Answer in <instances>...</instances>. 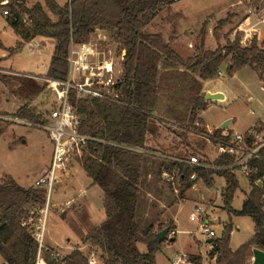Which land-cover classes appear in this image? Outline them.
<instances>
[{
  "label": "trees",
  "instance_id": "obj_1",
  "mask_svg": "<svg viewBox=\"0 0 264 264\" xmlns=\"http://www.w3.org/2000/svg\"><path fill=\"white\" fill-rule=\"evenodd\" d=\"M176 1L179 0H70L61 6L56 0H45V6L36 2L29 7L25 0H10L6 6L9 9L8 23L23 38L15 48L9 49V56L16 54L25 42L35 37L56 40L47 78L66 80L70 44L89 41L98 29L115 37L118 50L125 52L122 74L114 84L118 93L116 99L81 98L76 90L71 91L70 98L82 116L79 131L95 137L88 142L81 164L93 183L103 190L106 213V219L90 230L82 243L89 244L94 251L99 250V258L107 264H157L156 254L165 241L158 239L159 231H154L152 224L143 229L138 222L140 185L147 155L140 150L153 151L146 142L148 134H154V121L158 119L154 112L161 74L178 70L176 68L181 64L184 69L179 70L184 78H189L185 98L187 110L184 115L175 116L180 126L188 115L196 122L200 118L198 112L208 107L205 94L201 93L202 82L215 78L225 61L229 60L227 71L230 75L249 65L264 83V44L254 39L256 33L248 45L241 42L243 33H237L235 39L227 38L226 44L209 49L205 45L207 31L204 27L196 53L187 60L161 33H147L146 26ZM253 2L258 9L264 8V0ZM25 16L30 19L29 25L24 22ZM228 21V18L221 19L213 28L217 40L220 29ZM0 80L11 87L14 81L18 82L19 86L13 91L26 100L14 117L33 125L48 122L50 111L44 116L31 107L32 101L49 86L47 81L2 74ZM2 120L11 123L10 120ZM223 130L221 127L208 135L215 142ZM259 154L260 157L251 163L259 167L261 174L264 172V146ZM160 159L158 174L162 176L167 171L179 177L180 183L185 185L180 192L182 199L198 179L211 186L214 175L224 177V209L230 217L249 216L255 229L249 240L233 250L230 246L233 222L226 223L222 236L211 243L208 255L215 258L214 264H252L253 249L264 250V186L255 183L259 175L250 176L252 189L243 207L235 209L232 201L240 188V181L237 174L225 168L234 162L233 157L219 156L213 162L217 168ZM44 204L43 191L34 186L25 187L12 177L0 183V255L4 259L3 264H35L38 243L34 232ZM165 227L172 231L173 223ZM140 242L146 244V252L139 249ZM51 252L48 248L44 255L49 264H88L89 261L80 246L62 259ZM191 261L200 264L202 257L195 256Z\"/></svg>",
  "mask_w": 264,
  "mask_h": 264
},
{
  "label": "rangeland",
  "instance_id": "obj_2",
  "mask_svg": "<svg viewBox=\"0 0 264 264\" xmlns=\"http://www.w3.org/2000/svg\"><path fill=\"white\" fill-rule=\"evenodd\" d=\"M25 1L29 7L35 2H41L45 6L44 0ZM63 1L65 0H59L62 3ZM2 9L3 7L0 6V43L10 47L15 45L18 35L8 24V17L2 13ZM249 16L256 18L254 20L256 25L254 26L257 27L261 23L259 18L264 16V8L258 9L253 0H179L171 6L165 7L146 26L145 31L147 33H161L166 40L171 41V45L182 58L187 60L196 53L201 43L204 27L207 31L205 45L209 49H215L219 45L226 44L227 38L230 40L235 39L237 33H243L241 38L243 45L250 44L255 33L260 36L258 42L264 44V23L260 25V30L252 31L253 34L250 30L247 32L239 28L242 21H246ZM53 18L55 17L53 16ZM226 18L229 21L220 29L219 39L217 40L213 28L219 20ZM212 19L214 20L213 27L209 25L212 24ZM251 25L253 26V23ZM251 25L246 27L251 28ZM97 33L102 32L98 31ZM248 33H251V35L248 36ZM105 35L107 39L104 43L102 41L105 38L101 34L90 38V42L100 51H105L107 57L111 56L114 60L112 82H110V85L103 86L105 91H112V86L119 79L123 69L124 52L118 50L119 44L115 37L113 38L110 33ZM37 41L42 42L43 46L41 48L32 49L29 44H24L12 56H9L8 51L0 45V66L13 68L17 72L39 75L42 78L36 79L45 82V73L48 70L55 41L49 37H39ZM4 53L7 54V57ZM228 62L229 60L225 61L220 67L222 75L209 79L205 84L206 87L220 91L218 93L224 94L225 99L209 100L208 107L198 112L200 118L194 122L188 115L183 122V126L178 125L179 121L175 116L178 114L184 115L187 110L186 95L188 94L187 84L189 78H184L182 71L179 70L184 69V66L179 64L176 68L178 70L161 74L158 85V100L154 112L158 119L154 121L155 135L148 134L149 139L147 141L153 146L148 148H154L162 153L167 152L176 156L202 155L203 151L199 150L198 146L204 143L207 144L205 135V133H209L207 129L212 130V133H214L223 124L230 121V130L241 133L257 120H264V89L256 71L247 65L230 75L227 71ZM13 70L0 67V74L24 77L23 75L12 74ZM14 82L12 85L18 87V82ZM202 90L201 93H203ZM55 101V91L49 85L32 101L31 107L45 116L49 109H52ZM25 102L24 96L9 94V87L0 80V109L4 108L11 112L12 109L15 110ZM0 118V183L12 177L20 184L33 186L36 179L47 170L50 164L53 143L48 132L43 127L30 125L27 122L19 123L10 120L11 123H7L2 120L5 117ZM258 123L261 125L263 121ZM160 164V157L152 158L149 152L144 157L138 205V222L143 229L156 222L159 217L164 220L174 219L177 222L179 229L177 241L174 243L171 242L172 240L169 241L168 237L165 239L163 243H167V245L157 253L159 264H171L170 258L179 253L188 255L189 261L187 263L196 264L191 259L200 256V254H189V252H201V257L203 256L205 259L202 257L200 264L215 263V259H212L207 253L211 248L210 243L207 242L209 237L201 233L197 222L190 220V213L197 203L202 204L210 215L219 221V223L213 225L217 238L222 236L225 224L230 221L233 222L230 240V245L233 248L239 247L251 238L255 229L253 220L249 216L232 215L230 217L227 210L224 209V196L221 189L225 186L224 177L214 175L211 186L206 184L201 186L202 182L200 181L201 183H198L195 189L190 188L187 190L185 197L182 199L180 192L185 185L180 183L179 177H175L178 190L175 191L173 185L171 186L163 175L158 174ZM84 171L82 164L78 163L75 168V176L79 181V185L83 179H86ZM215 176L216 184L219 190L221 189L219 193L216 189L213 191L211 188L214 186ZM238 177L240 188L236 191L232 201V206L235 209L243 207L247 194L251 191V187L246 180L247 177L241 173H238ZM68 181L70 179L64 180L53 190L50 210L46 217L44 242L59 252L60 256H57L59 259L65 257L68 249L79 244L81 251L88 258L94 257L96 259L94 264H107L99 258V250L94 251V248L89 244L81 242L80 234L83 227L79 226L77 218L79 213L83 211L80 205L81 199L75 203L70 202L72 196L81 191V188L78 185L75 189L76 192L72 189L67 190L65 186L69 185L67 184ZM95 189L90 191L87 196H92V201L95 203V214L93 216L96 219L93 222L97 224V222L103 220L105 213ZM176 200L177 202L174 203ZM171 222V220L159 222V229L165 228V225ZM173 231H175V237L176 230ZM55 241L58 242V246ZM138 246L142 252L146 250L144 243L140 242ZM3 262L4 260L0 255V264H3ZM88 264L91 263L88 261Z\"/></svg>",
  "mask_w": 264,
  "mask_h": 264
},
{
  "label": "built area",
  "instance_id": "obj_3",
  "mask_svg": "<svg viewBox=\"0 0 264 264\" xmlns=\"http://www.w3.org/2000/svg\"><path fill=\"white\" fill-rule=\"evenodd\" d=\"M9 3L10 0H0V6L2 7H6ZM2 13L9 15V9L7 7L3 8ZM246 21H249L248 18ZM24 22L26 25H29L30 19L25 16ZM259 22L264 23V16L259 18ZM67 60L69 69L66 80L44 78L55 91L56 101L49 112L48 122L46 124H35L47 130L49 138L53 143L50 164L47 170L33 184L35 188L42 190L46 195L44 198L45 204L40 210L42 217L38 220L34 232V237L38 243L35 264H49L44 256V251L48 249L44 240L46 217L50 210L53 190L64 180L73 177L76 165L81 163L83 155L87 150L88 142L95 140V137L91 134L79 131L82 116L71 102V91L76 90L78 96L81 98L116 99L118 97L114 86H112V91H105L103 89V86L110 85V82H112L114 60L111 56L107 57L105 51H100L90 40L81 43L72 42L69 47ZM222 74V71L219 70L218 75ZM20 75L38 78L33 74L20 73ZM28 123L33 125L30 122ZM214 143L218 157L229 155L234 158V162L225 168L230 169L237 175L238 173L247 177L253 174L259 175L255 183L264 186V172L260 174L259 167L251 163L254 158L260 157L259 151L264 146V134H261V131L257 130V126L244 133H235L224 129L221 137ZM140 151L144 152L142 149ZM188 163L200 165L196 156H192ZM162 175L164 179L172 183L174 190L178 191L175 175L167 171L163 172ZM190 220L199 224L201 233L213 240L217 238V233L213 228L215 219L202 204L197 203L195 205L190 213ZM174 234L175 231H169L167 234L168 240H172ZM51 254L56 257L54 252H51ZM188 261L186 253L176 254L172 258L173 264H184ZM89 262L94 264L96 259L89 257Z\"/></svg>",
  "mask_w": 264,
  "mask_h": 264
},
{
  "label": "crops",
  "instance_id": "obj_4",
  "mask_svg": "<svg viewBox=\"0 0 264 264\" xmlns=\"http://www.w3.org/2000/svg\"><path fill=\"white\" fill-rule=\"evenodd\" d=\"M45 1V0H44ZM70 0H65V1H63V3L62 2H59V0H56V2L59 4V5H61V6H64L67 2H69ZM36 3V2H35ZM41 3V2H40ZM43 4V3H42ZM5 16H7L8 17V15H5ZM256 18H254L253 16H249L248 17V20L249 21H242V23L239 25L240 27V29H242V30H244V31H247V32H249L248 30H250V32L252 33V31H254V30H260L259 29V27H260V25L261 24H263V23H259L258 25H257V27L256 26H254V25H256L255 24V20ZM213 19H212V21H211V23L212 24H209V25H212V27H213ZM8 22V21H7ZM251 23H253V26L251 25ZM9 24V23H8ZM10 25V24H9ZM249 25H251L250 27L251 28H249V27H246V26H249ZM15 31V30H14ZM98 31H101L102 33H97ZM260 32V31H259ZM107 32H105L104 31V33H103V31L102 30H96L92 35H91V37L90 38H93L95 35H97V34H101V36H104V38L105 39H103V43L105 42V40L107 39V37H106V34ZM207 33V32H206ZM251 33L249 34L248 33V36L249 35H251ZM262 33V32H261ZM260 33V34H261ZM253 34V33H252ZM18 35V38H17V40H16V42H15V45H13V46H10V47H6L3 43H1L2 44V47H3V49L4 50H6V51H8V53H9V49H12V48H14L15 46H16V43L18 42V41H23V38L21 37V35H19V34H17ZM246 35H247V33H246ZM40 36H38V37H35V38H33L31 41H29V42H25V44H29L30 46H31V48L32 49H39V48H41L42 46H43V44H42V42H38L37 41V39L39 38ZM206 37V36H205ZM260 38V36H258V39ZM53 41H55V43H56V40L54 39V38H51ZM54 47H55V45H54ZM53 50H54V48H53ZM4 55L7 57V54L6 53H4ZM52 57V56H51ZM229 63V62H228ZM50 64V63H49ZM0 67H2V68H5V69H11V70H13V68H7V67H3V66H0ZM48 69H49V66H48ZM253 69V68H252ZM254 70V69H253ZM48 71V70H47ZM120 71V70H119ZM12 74L14 73V74H18V75H20V73H25V72H17V71H15V70H13V72H11ZM47 73V72H46ZM45 73V74H46ZM257 73V72H256ZM30 74H33V73H30ZM121 74H122V72H121ZM121 74L119 75V76H121ZM33 75H35L36 77H38V78H42V77H40L39 75H36V74H33ZM44 75V74H43ZM257 75H258V73H257ZM258 77H259V75H258ZM120 78V77H119ZM260 79V78H259ZM207 81L208 80H206V81H203V90H202V92L206 95V93H220V91H218V90H215V89H213V88H209V87H206L205 86V84L207 83ZM260 82L262 83V85H263V89H264V83L260 80ZM6 85V84H5ZM8 86V85H7ZM9 87V94H14V95H18V94H16L14 91H13V88H17V85H15V86H13L12 85V87L11 86H8ZM252 97L250 96V99H251ZM218 99H225V96H224V94L222 95V97L221 98H218ZM207 101H209V100H207ZM54 104H55V102L53 103V105H52V107L54 106ZM21 105H23V104H20V106ZM209 105V104H208ZM20 106H18L15 110H11V112H9V111H7L6 109H4V108H1L0 109V117H7V119L8 120H11V121H15V122H19V123H25V122H27L28 123V121H26V120H22V119H18V118H16V117H14V115H15V113H16V111L19 109V107ZM51 109H49V111H50ZM202 111V110H201ZM48 113V112H47ZM259 121H263V123L260 125L258 122ZM259 124V125H258ZM254 126H257V130H260L261 128V134H264V120H257L254 124H252V125H250V127H248L245 131H243V132H241V133H244V132H247V131H249L251 128H253ZM222 127V126H221ZM224 129H227L228 131H230V132H232V130H230V121H228V126H227V128H224ZM208 130V132L210 133V134H212V130L210 131L209 129H207ZM209 133H205V135H206V140H207V144H203V145H199L198 147L200 148L199 150H201V151H203V154L202 155H191V156H176V155H172L171 153H167V152H160V151H158L157 149H154L153 148V151H150V150H144V153H150L151 154V157L152 158H155L156 159V156H157V158L158 157H160V158H167V159H175V160H177V159H179V160H183V161H186V162H188L189 160H190V158L192 157V156H196V157H198V160H199V163H200V165L199 166H204V167H207V168H213V167H215V165L213 164V162L215 161V159H217L218 158V153H217V149H216V146H215V143L212 141V139L209 137ZM152 135H155V134H153L152 133ZM149 139V138H148ZM150 141V140H149ZM208 144H209V146H208ZM146 146L147 147H153L151 144H149V142L147 141L146 142ZM208 148V149H207ZM202 157V158H201ZM161 160V159H160ZM84 174H85V176H86V179H83L82 181H81V183H80V185H79V181H77V179H76V174L74 173V176L70 179V181H68L67 182V184H69L68 186H65L66 188H67V190L68 189H72V191L74 190L75 191V189H76V186H78L79 185V187L81 188V191H79V192H77V194H74L73 196H72V199L70 200V202L71 203H75L76 201H80V199H81V206H82V210L83 211H81L80 213H79V215H78V222H79V226H81V227H83V230H82V232H81V234H80V239H81V242H82V240H83V238L87 235V233L90 231V230H92L93 228H95V227H97V226H99L105 219H106V213H105V209H104V205H103V200H104V192H103V190L101 189V187L99 186V185H96V184H94L93 183V181H92V179L88 176V174L86 173V171H84ZM216 176H219V175H216ZM216 176H215V183H214V186H212L211 188L213 189V191H214V189H216V191L219 193V192H221V189H222V191L224 190V187H222L220 190H219V188H218V186H217V184H216ZM247 177V176H246ZM247 181H248V184L250 185V187H251V189H252V182H251V179H250V177H247V179H246ZM202 182V185L201 186H204L205 185V183L203 182V180L202 179H198L197 180V182H196V184L192 187V189H195L196 188V186H198V183H201ZM240 181V180H239ZM226 184V183H225ZM21 185H23V186H25V187H29L30 185H25V184H21ZM214 187V188H213ZM96 188V189H95ZM93 189H95L96 191H95V193H96V195H98L99 196V201H100V205H102L103 206V210H104V218H103V220H101L100 222H97V224H96V222H93V221H95V217L93 216L94 214H95V211H94V208H95V203H93V201H92V196H87V194L90 192V191H92ZM191 189V190H192ZM76 192V191H75ZM250 192H248V194H249ZM247 194V195H248ZM177 202V200L174 202V203H176ZM172 221L171 223H173V230L175 229L176 230V236L172 239V241L171 242H176L177 241V236H178V232H179V229H178V226H177V222H176V220H174V219H167V220H164L163 218H158V220L156 221V222H154L153 224H152V229L154 230V231H161V230H163V229H160L159 230V222H167V221ZM97 221V220H96ZM90 224V225H89ZM166 228V227H165ZM80 230V229H79ZM169 230V229H168ZM169 232V231H168ZM254 233V232H253ZM253 235V234H252ZM170 240V239H169ZM56 242V241H55ZM207 242L208 243H210V246H211V243L213 242V239L212 238H209L208 240H207ZM56 245L58 246V242H56ZM167 245V243H163L162 244V246H161V250L165 247ZM242 245V244H241ZM48 248H50L54 253H55V255H56V257L57 256H60L59 255V252H57L52 246H50V245H46ZM77 246H79V244H77ZM231 246V245H230ZM75 247L76 246H74V247H72V248H70V249H68V252L65 254V256L66 255H68V254H70L74 249H75ZM145 248H146V250L144 251V252H146L147 251V246H146V244H145ZM231 248L233 249V250H236L237 248H233L232 246H231ZM160 250V251H161ZM210 250H211V248L208 250V252L207 253H209L210 252ZM159 252V251H158ZM157 252V253H158ZM192 253H194V254H200V256L202 255L201 254V252L199 253H195V252H189V254H192ZM174 257V256H173ZM172 257V258H173ZM203 257V256H202ZM172 258H170V260H171V264H173L172 263ZM203 259H205L204 257H203ZM213 259V258H212ZM215 259V258H214ZM4 260V259H3ZM156 263L157 264H159L158 263V258H157V254H156ZM184 264H190V263H184Z\"/></svg>",
  "mask_w": 264,
  "mask_h": 264
},
{
  "label": "water",
  "instance_id": "obj_5",
  "mask_svg": "<svg viewBox=\"0 0 264 264\" xmlns=\"http://www.w3.org/2000/svg\"><path fill=\"white\" fill-rule=\"evenodd\" d=\"M255 40H258V37L255 36L254 37ZM207 100H213V99H218L222 97V94L219 93H206L205 95ZM228 126V122H226L225 124H223V128H227ZM214 223H219L218 220H215ZM168 228H164L163 230L159 231L157 233V237L159 240H163L166 239L168 237ZM253 263L252 264H264V250L260 249V248H254L253 249Z\"/></svg>",
  "mask_w": 264,
  "mask_h": 264
}]
</instances>
